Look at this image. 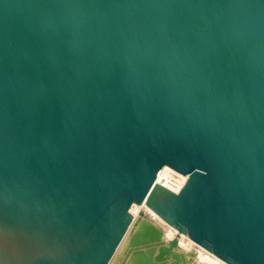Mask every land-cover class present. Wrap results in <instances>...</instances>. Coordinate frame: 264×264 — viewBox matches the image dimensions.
<instances>
[{
	"label": "water",
	"instance_id": "1",
	"mask_svg": "<svg viewBox=\"0 0 264 264\" xmlns=\"http://www.w3.org/2000/svg\"><path fill=\"white\" fill-rule=\"evenodd\" d=\"M196 248L264 264V0H0V264Z\"/></svg>",
	"mask_w": 264,
	"mask_h": 264
},
{
	"label": "built area",
	"instance_id": "2",
	"mask_svg": "<svg viewBox=\"0 0 264 264\" xmlns=\"http://www.w3.org/2000/svg\"><path fill=\"white\" fill-rule=\"evenodd\" d=\"M155 182L159 183L161 185H164L165 187L169 188L172 191H178L181 186L183 185V183L185 182V176L174 171L173 169L169 168V167H162L161 169L158 170L157 174H156V178H155ZM139 209H142L144 211H147L148 215L157 223H159L160 225H162L165 230L168 229V226H166L165 224H163L162 221L158 220V218H156L154 216L153 213L149 212L144 206H140ZM138 209V210H139ZM137 210V211H138Z\"/></svg>",
	"mask_w": 264,
	"mask_h": 264
},
{
	"label": "bare ground",
	"instance_id": "3",
	"mask_svg": "<svg viewBox=\"0 0 264 264\" xmlns=\"http://www.w3.org/2000/svg\"><path fill=\"white\" fill-rule=\"evenodd\" d=\"M139 207L140 206L132 205L130 207V212L132 214L136 215ZM155 217L158 218L157 216H155ZM158 220H160V219L158 218ZM173 233H174V231L168 227V229L166 230V234H165L166 238L172 237ZM178 244L181 248H183L185 250H188V249H191L194 247V244L192 242H190L188 239H186L184 236H180L178 238ZM195 261L197 263H202V264H224L219 259H217L216 257L210 255L206 251H203L202 249H199V248H196V259H195Z\"/></svg>",
	"mask_w": 264,
	"mask_h": 264
}]
</instances>
